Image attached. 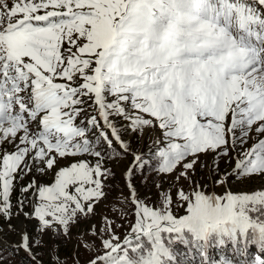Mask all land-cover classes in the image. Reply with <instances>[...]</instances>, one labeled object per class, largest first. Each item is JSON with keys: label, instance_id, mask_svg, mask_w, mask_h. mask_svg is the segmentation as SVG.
Listing matches in <instances>:
<instances>
[{"label": "snow or ice", "instance_id": "1", "mask_svg": "<svg viewBox=\"0 0 264 264\" xmlns=\"http://www.w3.org/2000/svg\"><path fill=\"white\" fill-rule=\"evenodd\" d=\"M129 156L135 221L90 226L86 264H264V188L195 177H264V0H0V264H43Z\"/></svg>", "mask_w": 264, "mask_h": 264}, {"label": "rangeland", "instance_id": "2", "mask_svg": "<svg viewBox=\"0 0 264 264\" xmlns=\"http://www.w3.org/2000/svg\"><path fill=\"white\" fill-rule=\"evenodd\" d=\"M135 144V142H134ZM138 146V145H137ZM131 157L129 156L126 160L118 165H110L113 167V171L115 172V178L111 180V188L107 190L108 195L107 199L102 200L98 206L96 207L95 214L88 218L87 220H82L77 226L72 229V234L70 238L63 239L61 238V242L57 248L56 244L49 243L47 248H43L38 250L39 254L42 258L43 264H56L57 259L61 262V264H86V261L89 257V252L85 251L84 248L78 247V243L84 239L91 240L90 236L85 237L86 231L90 226L102 225V217H113L114 215H121V213L117 212L118 208L127 209V218L120 219L116 222L118 224H122L123 227L118 229V234L121 237L129 231L128 225L129 223H134L135 216L133 215L131 203L125 202V198L129 197V191L125 187L124 176L123 173L125 168L127 167L129 161H131ZM206 162L211 163V157L203 158ZM221 167H223V163H221ZM178 174V173H176ZM196 179L201 183H206L208 185V191H214L218 195L224 194L226 191H254L260 190L264 188V177H253L250 180H243L242 182L237 180H232L230 184L221 187L219 184H214L212 177L208 174L207 168L202 170H198L195 174ZM42 183H51L54 180V174L50 173L47 176L41 177ZM136 186L141 198L148 197L150 201L155 202L157 206H159V200H157L156 193L157 187L156 185L163 184L164 190H167L170 185L175 184L174 175H157L150 171H145L143 175L136 176ZM184 185L187 191L191 190L189 182L181 181L179 184H176V187ZM173 188V192H174ZM174 211L182 215L184 214L183 209L174 205ZM99 243V241H97ZM230 247L224 249V255H230ZM180 250H183V246H179ZM49 249H54L49 255ZM251 253L255 254L257 249L253 246L251 249ZM213 255L219 259L221 255L218 249H213ZM24 253H21L18 257H13L11 260V264L20 263V260L23 259L28 264V258L26 256H22Z\"/></svg>", "mask_w": 264, "mask_h": 264}, {"label": "trees", "instance_id": "3", "mask_svg": "<svg viewBox=\"0 0 264 264\" xmlns=\"http://www.w3.org/2000/svg\"><path fill=\"white\" fill-rule=\"evenodd\" d=\"M250 253H251V250H250ZM256 253H257V252H255V254H256ZM22 256L24 257L25 255L23 254ZM19 264H27V263L25 262V260L21 259Z\"/></svg>", "mask_w": 264, "mask_h": 264}]
</instances>
